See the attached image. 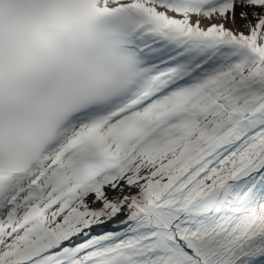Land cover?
Returning <instances> with one entry per match:
<instances>
[{
    "label": "snow or ice",
    "instance_id": "snow-or-ice-1",
    "mask_svg": "<svg viewBox=\"0 0 264 264\" xmlns=\"http://www.w3.org/2000/svg\"><path fill=\"white\" fill-rule=\"evenodd\" d=\"M0 264H264V0H0Z\"/></svg>",
    "mask_w": 264,
    "mask_h": 264
},
{
    "label": "rangeland",
    "instance_id": "rangeland-1",
    "mask_svg": "<svg viewBox=\"0 0 264 264\" xmlns=\"http://www.w3.org/2000/svg\"><path fill=\"white\" fill-rule=\"evenodd\" d=\"M240 9H237V13H239ZM244 23V21L240 20L239 17H237L236 26L240 29L241 25Z\"/></svg>",
    "mask_w": 264,
    "mask_h": 264
},
{
    "label": "bare ground",
    "instance_id": "bare-ground-1",
    "mask_svg": "<svg viewBox=\"0 0 264 264\" xmlns=\"http://www.w3.org/2000/svg\"><path fill=\"white\" fill-rule=\"evenodd\" d=\"M226 26H228V27H230V28L233 27V25H231V24L226 25ZM234 27H235V29L239 30V28H238L236 25H235Z\"/></svg>",
    "mask_w": 264,
    "mask_h": 264
}]
</instances>
